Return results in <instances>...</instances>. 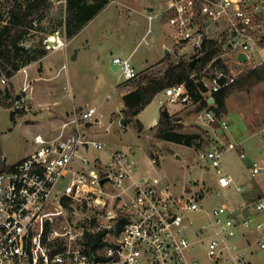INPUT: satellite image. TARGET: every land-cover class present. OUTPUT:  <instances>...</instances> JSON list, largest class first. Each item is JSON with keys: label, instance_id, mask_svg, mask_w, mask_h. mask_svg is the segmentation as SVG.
<instances>
[{"label": "built area", "instance_id": "1", "mask_svg": "<svg viewBox=\"0 0 264 264\" xmlns=\"http://www.w3.org/2000/svg\"><path fill=\"white\" fill-rule=\"evenodd\" d=\"M163 2L160 9L147 11V19H164L176 47H191L187 61L198 55L203 59L212 49L205 47L206 40L219 48L190 74L202 84V99L210 105H216L214 93L246 68L264 65V0ZM65 45L57 40L47 47ZM112 62L125 81L139 77L131 57L118 55ZM30 67L9 76L0 66V105L15 113L29 109ZM17 75L22 77L19 91L13 84ZM163 93L168 102L184 107L202 100L186 82ZM197 113L211 128H229L226 113L208 107ZM98 124L95 106L74 107L55 122L52 134H37L36 147L13 162L0 130V264H254L252 255L264 249V192L248 214L226 203L206 208L202 190L180 195L158 177L138 175L128 151L115 150L105 159L96 154L105 146L95 138ZM256 134L264 145V126ZM232 149L247 156L242 143L231 141L201 154L211 161L219 196L235 182L222 161L223 152ZM251 171L264 172V159L255 160ZM200 214L204 219L199 221ZM254 231L261 233L255 240Z\"/></svg>", "mask_w": 264, "mask_h": 264}, {"label": "rangeland", "instance_id": "2", "mask_svg": "<svg viewBox=\"0 0 264 264\" xmlns=\"http://www.w3.org/2000/svg\"><path fill=\"white\" fill-rule=\"evenodd\" d=\"M17 1L0 0V25L10 7ZM163 4V0H118L106 10L103 9L95 22L67 47L69 51L80 47L81 54L78 58L72 59L71 55L66 57L64 51L54 55L58 67L66 64V68H62L60 76L54 81L57 90L50 92L47 88L49 83L45 84L46 87L43 82L37 83L35 87H39L40 95L31 100L25 113H16L14 118L11 107L0 105L2 146L8 160L16 161L37 145V134L49 136L53 133L55 122H59L65 115L60 112L72 110L73 106H95L101 121L95 127L99 131L95 138L105 145L103 150H96V154L105 159L115 150L128 151L136 161L135 171L138 175L158 177L180 195L187 196L202 190L205 195L202 203L206 208L226 203L231 209L248 214L252 209V201L264 192V172L253 175L251 171L255 160L264 159V145L256 134L264 126V82L249 90H236L227 98L229 128L225 130L220 127L211 128L200 120L197 103L185 107L170 103L162 92L134 120L125 125L121 123L125 115L122 111L124 90L134 89L144 74H162L163 67L170 60L168 57L164 64L155 65L148 71L141 70L138 78L125 81L124 76L111 66L112 59L118 54L125 57L121 52L122 47L124 50H131L137 46L132 62L134 63L133 59L138 62V70L139 66L150 65L160 56L169 55L166 48L171 49V60H186L191 56V52L187 51L192 50L191 47H176L161 18L155 19L150 25L145 17L144 13L149 6L158 10ZM64 8L65 0H54L46 14L35 21V27L23 40L24 45H43L53 35L66 41ZM128 13H131L135 22H130ZM90 35L87 42L86 38ZM174 49H180L179 58L175 56ZM21 80L22 77L18 75L13 78L17 91ZM68 83L71 85L70 92L64 89ZM166 108L179 109L175 112L176 124L181 125L178 130L198 134L195 145L187 146L154 135L161 110ZM136 119L143 123V131H139ZM228 141L242 143L247 156L240 157L236 149L223 152L224 167L233 175L235 182L232 186L221 189L219 196L216 193L214 168L211 161L201 154L211 145L222 146ZM152 158L158 159V162L152 163ZM199 216L196 217L197 220L204 219L202 214ZM251 235L255 240L261 233L254 231ZM252 259L254 264H264V249L254 252Z\"/></svg>", "mask_w": 264, "mask_h": 264}, {"label": "trees", "instance_id": "3", "mask_svg": "<svg viewBox=\"0 0 264 264\" xmlns=\"http://www.w3.org/2000/svg\"><path fill=\"white\" fill-rule=\"evenodd\" d=\"M112 0H65L64 8V32L67 39L73 38L91 20H93ZM54 0H18L13 4L0 25V66L9 76H12L22 66L31 64L44 57L48 53L46 40L43 45L27 47L23 40L29 31L35 27V21L42 18L53 6ZM2 18V16L0 17ZM205 47H212L207 51L198 68L206 63L219 48H214L213 40H206ZM193 69L189 61L180 58L177 62H169L162 74H144L137 86L122 95L124 114L133 120L149 105L155 96L166 88L186 82L197 100L202 99L201 83L190 79ZM133 80V79H131ZM264 82V65L248 67L239 74L228 86L214 93L216 105H210L206 99H202L198 110L205 107L213 108L217 113H226L227 98L236 90H249L255 85ZM20 113H25L21 111ZM13 112V118L15 116ZM139 131L144 130L143 123L136 119ZM155 136L187 146L195 145L198 134L179 131L176 124L175 113L168 108L161 110V116L156 124Z\"/></svg>", "mask_w": 264, "mask_h": 264}, {"label": "crops", "instance_id": "4", "mask_svg": "<svg viewBox=\"0 0 264 264\" xmlns=\"http://www.w3.org/2000/svg\"><path fill=\"white\" fill-rule=\"evenodd\" d=\"M116 1H118V0H112L108 5H107V7L108 6H110L112 3H115ZM106 7V8H107ZM153 6H149L147 9L149 10L150 8H152ZM106 8L104 9V10H106ZM129 8H130V6H129ZM131 9V8H130ZM147 10V11H148ZM147 11H145V13H144V15H145V17L147 18V16H146V13H147ZM129 14V19H130V22H135V19H133L132 18V16H131V13H128ZM97 17V16H96ZM96 17L93 19V20H91L78 34H76L73 38H71V39H66V45L65 46H63V47H61V46H57V47H50V48H48L49 50H48V53L44 56V57H42L41 59H39V60H37V61H34L33 63H31V67H30V73H31V77L34 79V81H33V90H32V99H34V98H37V96L38 95H40L39 94V92H40V89H39V87L37 88V87H35L36 86V84L37 83H41V82H43L44 83V85L43 86H45V84H47V83H49V85H47V88L50 90V92H53V91H55V90H57V88L55 87V80H57L58 79V76H60V71H62V68L64 67V65H66V64H63L61 67H58L57 65H56V61H55V54L57 53V52H59V51H64V53H65V56L67 57H69L70 55H71V57H72V55L74 54V51L73 50H71V51H69L68 49H67V47H69V45L71 44V43H73V41H75V39L76 38H78L85 30H87V28L91 25V24H93V22H95V19H96ZM161 21H162V24H164V25H166V23H165V20L164 19H161ZM149 22V21H148ZM150 25H151V23H149ZM167 26V25H166ZM90 38H91V35L89 36V37H87L86 38V40H87V42L90 40ZM59 39H61V40H63V38H61L60 36L58 37L57 36V40H59ZM64 41V40H63ZM165 45L167 46V44L165 43ZM136 48H137V46H135L133 49H128V50H124L125 48L124 47H122V53H124V54H122V55H125V57H131V59L133 58V56L136 54ZM77 58L80 56V54H81V49H80V47H78L77 49ZM166 50H167V48H166ZM180 50V49H179ZM179 50L177 51L176 49H174V54H175V56H177L178 58H179ZM188 52H192V50H187ZM178 52V53H177ZM167 53H169V55H167V56H160L159 58H157V59H155L154 61H152L151 62V64L150 65H147V66H139V70L138 71H141V70H146V71H148L149 69H151L153 66H155V65H158V64H164L165 63V61H167V59H168V57H169V61L167 62V65H165V67H163V71L167 68V66H168V64H169V62L171 61V62H177L179 59H175V60H171V58H170V56L171 57H173L172 56V54H170V53H172L171 52V49L170 48H168V52ZM119 55V54H118ZM120 56V55H119ZM133 61H134V65H135V67L137 68L138 67V62L136 61V60H134L133 59ZM111 63H112V61H111ZM143 65V64H142ZM163 73V72H162ZM152 74V73H151ZM160 75V74H159ZM52 83V84H51ZM14 84V83H13ZM39 85H41V84H39ZM38 85V86H39ZM54 86V87H53ZM65 86H67L68 87V89L67 88H65ZM64 86V89L67 91V92H70L71 91V85L68 83V85H65ZM46 87V86H45ZM44 87V88H45ZM130 90V89H129ZM129 90H124V92H123V94L124 93H126L127 91H129ZM163 93V92H162ZM122 94V95H123ZM164 94V93H163ZM71 96H72V92H71ZM57 102V101H56ZM80 107H82V106H80ZM73 108H74V106H73ZM169 110V112L170 113H172V114H174L177 110H179V109H168ZM71 110H64V111H62V112H60L61 114H66V113H68V112H70ZM140 114V113H139ZM36 147V145H34V147L30 150V151H32L34 148ZM29 151V152H30ZM29 152H27V153H29ZM26 153V154H27ZM25 154V155H26ZM252 188V186L250 187V189ZM241 204L243 205V202H241ZM240 206V205H239Z\"/></svg>", "mask_w": 264, "mask_h": 264}, {"label": "water", "instance_id": "5", "mask_svg": "<svg viewBox=\"0 0 264 264\" xmlns=\"http://www.w3.org/2000/svg\"><path fill=\"white\" fill-rule=\"evenodd\" d=\"M46 43L48 44V45H55V43H56V41H54V40H52V39H47V41H46ZM167 52H168V49L166 50ZM77 58V50H75L74 51V54L72 55V59H76ZM201 58H202V55H198L197 57H195V58H193V59H191V61L189 62L190 63V66H191V68L192 69H195L196 68V66H197V63H198V61L199 60H201ZM239 58L241 59V60H243V61H245V56L243 55V54H240L239 55ZM111 66H112V68L115 70V71H117V68H118V66L116 65V64H114L113 62L111 63ZM212 98L211 99H209V102H212ZM123 111V110H122ZM133 119L132 118H129V117H127L126 115H124V117L122 118V120H121V123L123 124V125H125V124H127V123H129L130 121H132ZM105 180L103 179L102 180V182H104ZM88 264H93V263H88Z\"/></svg>", "mask_w": 264, "mask_h": 264}, {"label": "bare ground", "instance_id": "6", "mask_svg": "<svg viewBox=\"0 0 264 264\" xmlns=\"http://www.w3.org/2000/svg\"><path fill=\"white\" fill-rule=\"evenodd\" d=\"M50 39H52V40H54V41H57V35H53V36H51ZM59 40H61V39H59Z\"/></svg>", "mask_w": 264, "mask_h": 264}]
</instances>
